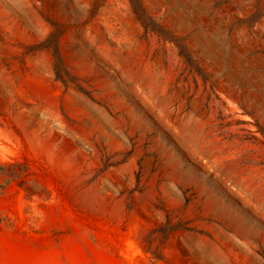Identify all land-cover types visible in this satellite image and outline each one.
Instances as JSON below:
<instances>
[{
	"label": "rangeland",
	"instance_id": "1",
	"mask_svg": "<svg viewBox=\"0 0 264 264\" xmlns=\"http://www.w3.org/2000/svg\"><path fill=\"white\" fill-rule=\"evenodd\" d=\"M0 165V264H264V0H0Z\"/></svg>",
	"mask_w": 264,
	"mask_h": 264
},
{
	"label": "trees",
	"instance_id": "2",
	"mask_svg": "<svg viewBox=\"0 0 264 264\" xmlns=\"http://www.w3.org/2000/svg\"><path fill=\"white\" fill-rule=\"evenodd\" d=\"M2 168H3V166L0 165V174H4V172H2ZM12 180H13V178L9 177L7 181L10 182Z\"/></svg>",
	"mask_w": 264,
	"mask_h": 264
}]
</instances>
